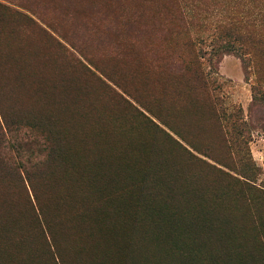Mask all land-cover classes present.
I'll list each match as a JSON object with an SVG mask.
<instances>
[{
  "label": "rangeland",
  "instance_id": "374dc122",
  "mask_svg": "<svg viewBox=\"0 0 264 264\" xmlns=\"http://www.w3.org/2000/svg\"><path fill=\"white\" fill-rule=\"evenodd\" d=\"M232 29L256 44L244 54L215 57L212 45ZM2 30L20 46L42 48L49 74L62 70L82 80V103L100 112L114 134L122 130L162 149L173 168L206 181L210 206L240 216L247 236L255 232L257 216L264 220V0H0V67ZM198 70L203 78L196 81ZM4 116L12 122L21 115L0 80V133L2 126L6 133L0 190L13 200L19 222L11 235L0 234V264H18L20 251L23 264H56L50 231L66 264H87L104 232L78 223L79 208L67 207V195L46 178L30 185L18 128L9 134ZM73 224L84 241H74ZM134 248L140 264L158 262L154 247L137 242Z\"/></svg>",
  "mask_w": 264,
  "mask_h": 264
},
{
  "label": "trees",
  "instance_id": "16d2710c",
  "mask_svg": "<svg viewBox=\"0 0 264 264\" xmlns=\"http://www.w3.org/2000/svg\"><path fill=\"white\" fill-rule=\"evenodd\" d=\"M26 44L20 46L2 30L3 95L21 115L12 122L5 116L2 120L9 134L13 126L18 128V153L30 185L46 178L53 190L67 195V207L79 208L78 223L87 220L89 232L96 225L97 231L104 232L97 237L87 264H140L134 248L137 242L154 247L156 264H264L261 216H257L255 232L247 236L240 216L207 203V183L202 177L173 168V158L149 142L129 139L122 130V135L114 134L100 112L82 103L84 82L71 72L49 74L43 49L33 42ZM252 44L256 43L251 36L232 29L212 45V51L215 57L222 52L244 54ZM195 75L196 81L203 78L202 72ZM198 122L194 125L201 131ZM5 134L2 126V143ZM0 193L4 198L3 203L0 197V234L8 236L19 222L10 206L13 200L7 191ZM39 225L45 228L41 220ZM72 230L74 241H84L78 224ZM47 235L56 264H66L55 250L51 231ZM14 251L18 255L20 249ZM73 252L83 255L78 246ZM126 252L129 257L123 256ZM20 255L21 251L18 264H23ZM7 256L14 257L9 252Z\"/></svg>",
  "mask_w": 264,
  "mask_h": 264
}]
</instances>
